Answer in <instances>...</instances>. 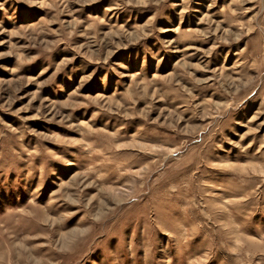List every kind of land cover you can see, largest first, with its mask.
Listing matches in <instances>:
<instances>
[{
  "label": "rangeland",
  "instance_id": "obj_1",
  "mask_svg": "<svg viewBox=\"0 0 264 264\" xmlns=\"http://www.w3.org/2000/svg\"><path fill=\"white\" fill-rule=\"evenodd\" d=\"M0 264H264V0H0Z\"/></svg>",
  "mask_w": 264,
  "mask_h": 264
}]
</instances>
